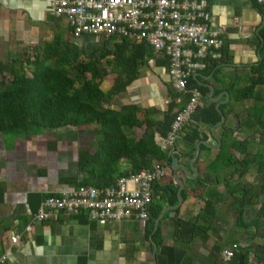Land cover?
Returning <instances> with one entry per match:
<instances>
[{"label": "crops", "instance_id": "1", "mask_svg": "<svg viewBox=\"0 0 264 264\" xmlns=\"http://www.w3.org/2000/svg\"><path fill=\"white\" fill-rule=\"evenodd\" d=\"M50 2L51 0H0V62L10 59L9 54H16L19 50L22 52L25 49L32 54L36 46L48 43L54 37L61 43L70 42L78 46L77 40L69 35L65 20L51 14ZM206 12L209 28L222 42L220 52L223 55L221 61L215 62V67L212 68L208 62L204 70L192 73L191 77L197 87L206 89L205 94L200 93L199 107L212 105L214 110L221 113L224 121L216 127L196 126L198 139L194 150L198 144V155L192 163L196 171L195 178H200L206 166L214 160L220 145L221 126L234 131V139L248 134L244 129H238L236 119V115L243 117L247 104L234 102L229 92L248 83L249 69L260 60V48L264 42V13L251 0H206ZM64 29L70 41L64 37ZM153 55L154 58L137 69L135 79L105 103V108L118 110L123 106H135L139 110L138 120H142V112L146 110L152 112L153 120L162 119L169 103L168 88L171 89L172 86L166 68L155 62L159 56ZM108 86L109 82H104L102 91H106ZM221 108L223 109L220 110ZM94 130L95 126L89 125L60 128L54 133H40L29 137L0 135L2 264H153L151 235L154 232L147 234V220H125L99 226L88 222L84 215L56 214L42 222H36L33 218L42 196L60 195L75 188L73 180L79 177L77 153L91 144L94 149ZM141 132L142 129L133 128L128 135L139 137ZM174 139L179 141L180 137L175 135ZM154 141L161 150L171 149L172 142L169 143L166 138L161 139L155 135ZM200 147L205 150H200ZM175 148L177 156L174 154V157L178 158V164L192 175L189 170L191 159L183 157L186 149L179 144ZM248 151L254 154L257 148L252 146ZM237 157L240 158L239 155ZM129 168L126 159L118 160L117 172L123 173ZM226 172L221 171L216 176L210 174L209 183L223 180L227 176ZM250 174L253 175L249 181ZM253 176H256L255 170L250 169L234 184L253 187L258 184V181L254 184ZM176 178L187 191L184 201L177 208L176 219L193 220L202 206L201 201L193 198L198 193L203 200L215 205L216 212L208 217L211 221L205 223L202 238H195L187 245L171 238L169 219L175 217L176 210L173 215H170L171 212L164 213L157 224L161 243L155 246L154 264H181L185 258L191 260L189 264H229V260L223 261L220 257L223 249L232 245L236 249L264 246L249 240L252 237L264 240V231L255 234L254 229L249 231L252 235H245L241 243L231 241L225 245L220 244L227 227H235L233 214L224 205V200L220 199L225 195L223 186L213 188L210 184L199 191L190 182L195 178H186L181 170H177ZM170 179L172 180V176ZM172 182L174 184L173 180ZM162 183L164 182L159 184ZM166 194L169 195L165 192L164 195ZM165 198L164 196L161 201L162 208L171 207ZM219 205H224V209ZM258 208L259 205H255L244 210L247 215L253 212L254 216ZM11 236L18 237L15 244L10 243ZM255 253H250L243 264H264Z\"/></svg>", "mask_w": 264, "mask_h": 264}, {"label": "trees", "instance_id": "2", "mask_svg": "<svg viewBox=\"0 0 264 264\" xmlns=\"http://www.w3.org/2000/svg\"><path fill=\"white\" fill-rule=\"evenodd\" d=\"M154 57L143 44L133 45L124 40L112 44L105 41L102 47L96 48L93 54L87 56L77 45L61 43L54 37L50 42L36 46L32 54L18 53L0 62V135L29 137L40 133H54L60 128L95 126L94 149L91 144L77 153L79 177L73 180L75 188L109 187L117 178L149 169L155 162L167 166L166 181L152 185L154 197L147 209L148 235L151 234L153 221L162 208L164 196L168 205L174 206L177 203V186L170 179L169 168L170 155L177 151L176 145L186 149L183 157L190 160L198 139L196 126L211 127L220 119L212 105L196 108L189 122L178 132L179 141L174 139L170 150H161L155 144L154 137L157 135L161 139L166 138L175 116L187 101V94L182 95L173 88H168L169 103L159 121L151 118L152 112L149 110L143 111L142 120H138L139 110L135 106H123L118 110L105 108V103L112 96L122 92L135 79L137 69ZM157 59L156 64L166 68L164 58ZM221 59L222 56L217 61L208 62L213 68L215 62ZM110 73L113 77L109 78V86L106 91H102L103 83ZM193 88L198 89L201 94L206 93V89L196 86L190 75L185 89ZM229 95L234 102L247 104L243 117L236 115V119L238 129H244L249 136L247 134L234 139V131L221 126L220 145L214 160L206 166L200 178L190 182L199 191L210 184L213 188L222 185L230 197L228 207L233 214L235 227L248 235L249 230L254 229L256 234L264 231V42L260 48V60L249 69L248 83L240 89L230 91ZM133 128L142 129L139 137L128 135ZM252 146L257 148L254 154L248 151ZM200 150L205 148L200 147ZM122 158L127 160L130 168L119 173L116 165ZM250 169L255 170L260 187L247 194V185L234 183ZM222 170L227 171V176L221 182L209 183L210 174L216 176ZM165 192L169 195H164ZM186 192L183 187L179 194L181 201H184ZM49 196L52 195L42 196L39 202ZM193 198L201 201L202 206L191 222L176 219L178 209L175 217L169 219L172 240L184 245L195 238H202L204 225L210 220L208 217L216 212L215 205L203 200L200 193ZM255 205H259L256 214L252 216L251 212L250 219H245L248 215L244 207L252 208ZM151 241L155 246L160 245L159 226L151 235ZM253 251L264 262V246L235 249L228 262L243 264ZM190 262L189 258H185L181 264Z\"/></svg>", "mask_w": 264, "mask_h": 264}, {"label": "built area", "instance_id": "3", "mask_svg": "<svg viewBox=\"0 0 264 264\" xmlns=\"http://www.w3.org/2000/svg\"><path fill=\"white\" fill-rule=\"evenodd\" d=\"M251 1L264 13V0ZM49 6L53 16L65 20L73 39L124 40L143 44L152 54L164 58L172 88L188 97L166 136L169 143L173 142L201 103L197 89H185L188 77L204 70L206 62L222 56V42L208 26L206 0H51ZM167 175V166L155 162L149 169L117 178L109 187L78 186L44 198L33 218L42 222L56 214L84 215L99 226L125 220L144 222L154 197L152 185ZM9 240L15 244L18 237ZM235 249V245L223 249L221 259L230 260Z\"/></svg>", "mask_w": 264, "mask_h": 264}, {"label": "rangeland", "instance_id": "4", "mask_svg": "<svg viewBox=\"0 0 264 264\" xmlns=\"http://www.w3.org/2000/svg\"><path fill=\"white\" fill-rule=\"evenodd\" d=\"M63 34H64V37L65 38H68V40L70 41V38L68 37V35H67V33H66V30L64 29V31L62 32ZM23 43V42H22ZM93 42H89V43H87V44H83V46L81 45V49L83 50V51H85L86 52V54H91L90 52H91V46H99V44H97V43H95V44H92ZM108 44H112V42H110V41H108L107 42ZM22 45V44H21ZM16 52V51H15ZM23 53V52H26L25 51V49L21 52V50H19L16 54L14 53L13 55H12V53H10L9 55L11 56V57H13V56H15V55H17L18 53ZM27 53V52H26ZM81 60H82V58H80ZM109 71V70H108ZM113 77V75H111V73L108 75V79L106 80L107 82H110V79ZM110 78V79H109ZM222 172H224V170H222ZM221 172H219L218 174H220ZM253 175V174H252ZM252 175L250 174L249 175V177H248V179H249V181L251 180V178H252ZM254 177V176H253ZM165 178H167V177H165ZM163 179V182H165V180L166 179ZM258 181V177H257V175L254 177V184L256 183ZM218 182H221V180H218ZM260 187V184H259V182H258V184H255L253 187H251V186H248V189H247V194H251V193H253L254 192V190H259L258 188ZM222 197V196H221ZM220 197V199L223 201L224 200V205H229V202H230V197H229V195L225 192V195L221 198ZM224 205H219V207L220 208H223L224 209ZM224 206V207H223ZM247 208V206L246 207H244V209H246ZM231 212V211H230ZM231 214H232V212H231ZM252 217V216H251ZM245 218V217H244ZM247 218H248V220L250 219V215H248L247 216ZM261 223V222H260ZM250 231V230H249ZM245 235H248L245 231H243L242 229L240 230V229H238V228H236V227H233V225H231V226H228L227 227V229H226V231L224 232V236L220 239V244H222V245H225V244H227V243H230L231 241H237V242H239V243H241L242 242V239L244 238V236ZM250 238V237H249ZM250 241H254L255 243L256 242H258V243H260V244H264V240H260V239H258V237H252L251 239H249Z\"/></svg>", "mask_w": 264, "mask_h": 264}, {"label": "water", "instance_id": "5", "mask_svg": "<svg viewBox=\"0 0 264 264\" xmlns=\"http://www.w3.org/2000/svg\"><path fill=\"white\" fill-rule=\"evenodd\" d=\"M78 46L81 47V44H78ZM216 112L218 113L220 119H219V122H217L213 127L219 126L224 121V118L222 117L221 113L218 110H216ZM174 154L177 156L176 152H174L173 154L170 155L169 168H170L172 180L174 181V184L177 186V190L175 192L177 203L174 206H171V207L161 208L157 218L153 221L152 233L155 232V230L157 229V224H158L159 220L161 219V217H162V215L164 213L171 212L170 215H173L174 214L173 212L177 208H179V206L181 205V199H180L179 194H180V191H181L183 185L176 178L177 170H181L183 172V175L186 178L194 179L195 176H196V171L193 169L192 163L196 160V157L198 155V144L195 146L194 155L191 158V160L189 161V170L192 172V175L188 174V172L185 171L184 167L181 166L180 164H178V158L174 157ZM149 240H150V238H149ZM155 251H156V247H155V245L153 243H151V258H152L153 264H154Z\"/></svg>", "mask_w": 264, "mask_h": 264}, {"label": "flooded vegetation", "instance_id": "6", "mask_svg": "<svg viewBox=\"0 0 264 264\" xmlns=\"http://www.w3.org/2000/svg\"><path fill=\"white\" fill-rule=\"evenodd\" d=\"M77 40V44H81L82 46H83V44H87V43H89V42H93L92 44H95V43H97V44H99V46L98 47H102L103 46V44H104V40H102V39H94V38H91V37H87V36H84V37H81V38H78V39H76ZM97 46H91V54H93V51L96 49V48H98ZM85 52V51H84ZM86 53V52H85ZM91 54H89V55H91ZM87 56H89L88 54H86ZM167 177V176H166Z\"/></svg>", "mask_w": 264, "mask_h": 264}]
</instances>
